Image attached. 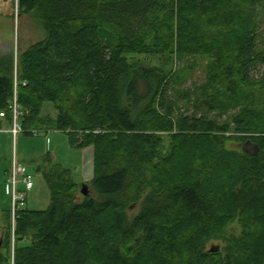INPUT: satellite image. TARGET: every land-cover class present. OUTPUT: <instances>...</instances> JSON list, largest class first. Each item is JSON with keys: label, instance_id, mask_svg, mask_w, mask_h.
I'll return each mask as SVG.
<instances>
[{"label": "trees", "instance_id": "16d2710c", "mask_svg": "<svg viewBox=\"0 0 264 264\" xmlns=\"http://www.w3.org/2000/svg\"><path fill=\"white\" fill-rule=\"evenodd\" d=\"M17 3L44 32L19 59L24 134L53 125L73 147L92 148L94 175L90 196L76 202L80 185L70 173L42 163L51 206L20 214L13 264H264V136L242 140L258 146L252 155L226 151L228 139L216 135L231 130L219 119L240 107L236 132L264 135V111L244 104L251 85H264V73L259 82L252 73L264 69L257 33L264 0ZM132 55L207 61L199 93L206 113L219 117L175 118L178 74L132 63ZM14 69L13 57L0 58V131L13 124ZM46 103L55 121L41 117ZM237 221L240 237L230 230ZM6 224L0 264H11V210ZM212 239L228 243L225 256L205 252Z\"/></svg>", "mask_w": 264, "mask_h": 264}, {"label": "rangeland", "instance_id": "374dc122", "mask_svg": "<svg viewBox=\"0 0 264 264\" xmlns=\"http://www.w3.org/2000/svg\"><path fill=\"white\" fill-rule=\"evenodd\" d=\"M18 0H0V58L13 57L14 59V90L18 94L19 90V77H18V65L19 59L23 52H25L31 45L39 42L44 37L43 28L40 22L34 16L20 15L18 10ZM258 18V47L260 52L264 54V4L259 7ZM130 61L135 64H141L146 68L151 67H164L168 69L171 74H178L180 81V106L175 118L180 119L185 117H202L205 113L208 118L219 117L216 112L206 113L205 101L203 102V96L199 93L201 88L207 81V75L205 69L207 67V61L200 58H187L178 59L177 57H169L166 60L161 57H149L132 55L129 57ZM167 63V64H166ZM253 76L256 78V82L263 80L264 69L257 67L253 70ZM64 88V93L61 97L66 104V85L59 86ZM264 85L257 86L255 84L249 87L247 91L248 100L242 104L253 105V109L256 111H264V95L261 90ZM191 93V94H189ZM241 107L232 110L228 115H224L220 118V121L230 122L231 130L228 133H218L217 138H222L223 135L228 140L224 145L226 151L233 149H244L242 140L244 138L253 136H264L263 134H245L238 133L235 130L234 117L240 112ZM57 110L52 103H46L42 109L41 117L43 120L50 118L55 121L57 118ZM44 122V121H43ZM46 122V120H45ZM6 129L0 131V204L3 206L11 203L12 196V184H7L5 179L6 172L8 170L9 162L11 168L15 157L20 164H23L29 170V173L33 176L35 188L34 191L29 194L28 208L32 211H46L51 206V191L47 184L45 175L40 171V166L44 161L50 160L53 165L68 171L72 180L80 185L76 194V202H83L84 195H82V185H90L94 175V163H93V150L79 149L71 145L67 134L55 130L53 125H43L41 127H35L31 131H39L40 137H33L27 134H20L16 139L12 138L10 134L5 132ZM5 132V133H4ZM11 133V129H9ZM164 136L165 142L169 145V139ZM249 142V141H248ZM252 142V141H250ZM246 149L251 152L255 151L253 146H248ZM9 157V158H8ZM12 158V159H11ZM51 158V159H50ZM12 172V171H11ZM11 172L8 175L11 177ZM6 180V181H5ZM18 192L23 193V178L18 177L17 184ZM98 202H103L102 198L94 196ZM142 200L137 205H134L128 211L129 219L133 220L141 211ZM6 221L0 222V253H5L4 237L7 231ZM234 231L236 237H240L243 233L242 224L237 221L231 227L230 230ZM233 234V233H232ZM12 235V234H11ZM187 242V239H183L182 243ZM27 243L22 242L21 245ZM228 243L223 240L212 239L206 243L205 252H210L214 247H219L220 251L225 256V248ZM14 262V245L12 237V254L11 264Z\"/></svg>", "mask_w": 264, "mask_h": 264}, {"label": "built area", "instance_id": "2783aa9c", "mask_svg": "<svg viewBox=\"0 0 264 264\" xmlns=\"http://www.w3.org/2000/svg\"><path fill=\"white\" fill-rule=\"evenodd\" d=\"M13 113V124L11 128V134L16 139L20 134H24L25 130L20 122L22 117L21 112L19 110V105L17 103V94L15 92L14 101L11 106ZM5 114H1V117H4ZM39 131H31L32 136L38 137L40 136ZM11 177H9V184H12V196H11V232L13 237V245L15 243V232H16V222L19 219L20 214L27 209V195L30 194L34 188V180L33 176L29 173L27 167L23 164H20L15 157L13 161V166L11 170ZM21 176L23 178V193L18 192L17 184L18 177Z\"/></svg>", "mask_w": 264, "mask_h": 264}, {"label": "crops", "instance_id": "0c3cea01", "mask_svg": "<svg viewBox=\"0 0 264 264\" xmlns=\"http://www.w3.org/2000/svg\"><path fill=\"white\" fill-rule=\"evenodd\" d=\"M5 132L7 133V134H10V136L12 137V134L11 133H9V129H6L5 130ZM4 132V133H5ZM34 137V136H33ZM38 137H40V136H38ZM13 138V137H12ZM35 138H37V137H35ZM9 158V157H8ZM12 159V158H11ZM18 160V159H17ZM11 170H12V168H11V164H10V162H9V166H8V170H7V172H6V175H5V179L7 180V184H9V174H10V172H11ZM5 180V181H6ZM34 191V190H33ZM32 191V192H33ZM31 192V193H32ZM30 193V194H31ZM27 207H28V203H27ZM9 210H11V203H9L8 205H6V206H3V205H1L0 204V222L1 223H3V222H5L6 221V217H7V212L9 211Z\"/></svg>", "mask_w": 264, "mask_h": 264}, {"label": "water", "instance_id": "95a60500", "mask_svg": "<svg viewBox=\"0 0 264 264\" xmlns=\"http://www.w3.org/2000/svg\"><path fill=\"white\" fill-rule=\"evenodd\" d=\"M248 146H253V148L255 149V151L251 152L250 150L246 149ZM244 151H246L249 154L252 155H257V153L259 152V148L258 146H254L251 142H247V144H245L244 146ZM82 195H84L85 197H89L90 196V192H89V188L88 185H82V190H81ZM220 251L219 247H214L210 250L211 253H217Z\"/></svg>", "mask_w": 264, "mask_h": 264}]
</instances>
